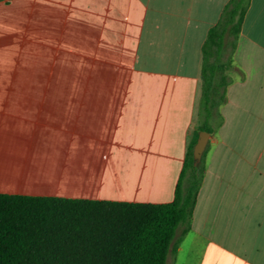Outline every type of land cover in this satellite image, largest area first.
I'll return each mask as SVG.
<instances>
[{
	"label": "crops",
	"instance_id": "crops-1",
	"mask_svg": "<svg viewBox=\"0 0 264 264\" xmlns=\"http://www.w3.org/2000/svg\"><path fill=\"white\" fill-rule=\"evenodd\" d=\"M228 1L0 0V194L172 202ZM230 78L167 264H264V0Z\"/></svg>",
	"mask_w": 264,
	"mask_h": 264
},
{
	"label": "trees",
	"instance_id": "trees-1",
	"mask_svg": "<svg viewBox=\"0 0 264 264\" xmlns=\"http://www.w3.org/2000/svg\"><path fill=\"white\" fill-rule=\"evenodd\" d=\"M252 0H229L202 46L199 114L168 203L0 194V264H167L190 229L205 178L201 131L221 120L234 54ZM183 226L180 237L178 229Z\"/></svg>",
	"mask_w": 264,
	"mask_h": 264
},
{
	"label": "water",
	"instance_id": "water-1",
	"mask_svg": "<svg viewBox=\"0 0 264 264\" xmlns=\"http://www.w3.org/2000/svg\"><path fill=\"white\" fill-rule=\"evenodd\" d=\"M209 137L210 133L207 131H201L199 133L197 143L194 146V159L196 165L200 164L203 159V156L209 143Z\"/></svg>",
	"mask_w": 264,
	"mask_h": 264
},
{
	"label": "bare ground",
	"instance_id": "bare-ground-1",
	"mask_svg": "<svg viewBox=\"0 0 264 264\" xmlns=\"http://www.w3.org/2000/svg\"><path fill=\"white\" fill-rule=\"evenodd\" d=\"M208 149V148H207Z\"/></svg>",
	"mask_w": 264,
	"mask_h": 264
}]
</instances>
